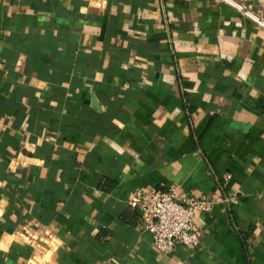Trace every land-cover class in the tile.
<instances>
[{"label": "crops", "instance_id": "crops-1", "mask_svg": "<svg viewBox=\"0 0 264 264\" xmlns=\"http://www.w3.org/2000/svg\"><path fill=\"white\" fill-rule=\"evenodd\" d=\"M170 188L213 207L165 255L129 201ZM0 264H264V26L223 0H0Z\"/></svg>", "mask_w": 264, "mask_h": 264}, {"label": "built area", "instance_id": "built-area-1", "mask_svg": "<svg viewBox=\"0 0 264 264\" xmlns=\"http://www.w3.org/2000/svg\"><path fill=\"white\" fill-rule=\"evenodd\" d=\"M236 7L246 16L264 26V19L252 12L242 0H223ZM264 3V0H257ZM176 188L168 190H137L129 203L142 213L143 225L151 233L155 249L165 255H171L178 245L189 248L199 246L201 229L196 223L199 211H211L213 202L204 197H189L185 203L177 199ZM230 205L239 202L232 195L225 199Z\"/></svg>", "mask_w": 264, "mask_h": 264}, {"label": "trees", "instance_id": "trees-1", "mask_svg": "<svg viewBox=\"0 0 264 264\" xmlns=\"http://www.w3.org/2000/svg\"><path fill=\"white\" fill-rule=\"evenodd\" d=\"M240 235H241V237L243 236L242 232L240 233ZM245 239H246V242H247V241H248V240H247V236H245Z\"/></svg>", "mask_w": 264, "mask_h": 264}]
</instances>
